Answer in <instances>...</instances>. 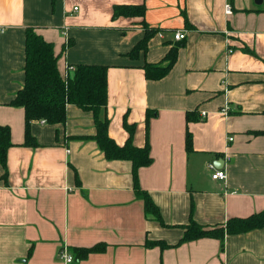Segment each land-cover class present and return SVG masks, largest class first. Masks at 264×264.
<instances>
[{"label":"crops","instance_id":"obj_1","mask_svg":"<svg viewBox=\"0 0 264 264\" xmlns=\"http://www.w3.org/2000/svg\"><path fill=\"white\" fill-rule=\"evenodd\" d=\"M116 5L145 13L114 18ZM146 25L155 33L131 57ZM30 26L53 42L63 77L68 66H109V134L123 145L128 122L137 146L149 142L139 183L166 225L145 213L132 162L107 159L91 137L92 112L69 104L64 124L34 121L38 145H23L25 110L11 102L24 86ZM173 47L169 73L147 79L143 66ZM0 125L13 142L6 178L0 164V264H264V229L227 235L223 248L209 237L147 244L177 243L191 213L217 224L264 209V0H0ZM210 162L227 178L214 180ZM100 243L102 252L76 251Z\"/></svg>","mask_w":264,"mask_h":264},{"label":"trees","instance_id":"obj_2","mask_svg":"<svg viewBox=\"0 0 264 264\" xmlns=\"http://www.w3.org/2000/svg\"><path fill=\"white\" fill-rule=\"evenodd\" d=\"M144 13L143 5H116L113 17L144 16ZM145 28L146 35L129 53L131 57L138 56L141 50H147L148 41L155 30L147 25ZM175 48L173 47L160 63L148 62L143 66L147 79L159 80L169 73L177 58ZM58 59L53 42L46 40L34 27H27L24 86L11 102L25 110V141L23 145L29 147L38 145L31 132V125L34 121H44L54 125L64 124L67 120V105L69 104L92 112L96 133L91 137L97 141L107 159L130 160L132 162L134 190L137 197L144 201L145 213L162 225H166L158 205L139 183V168L147 166L153 161L149 142L144 146H137L134 143L136 127L128 122H125L124 125L129 132V137L123 145L118 144L109 134V119L104 115L108 104L109 66L79 64L72 74L63 77L58 66ZM188 119H191L190 115H188ZM148 120L149 116L147 123ZM12 145L10 127L0 125V164L4 169V178L8 173V151ZM186 148L188 151L193 149V136L190 131L186 136ZM254 229H264V209L245 217H230L226 222L217 224L200 223L191 213L189 222L184 226L183 236L177 243L169 244L164 240H148L147 244L157 245L164 249L209 237L219 239L223 248L227 235L242 234ZM105 249L106 245L100 243L92 247L77 248L76 251L79 257L83 258L90 253L102 252Z\"/></svg>","mask_w":264,"mask_h":264},{"label":"built area","instance_id":"obj_3","mask_svg":"<svg viewBox=\"0 0 264 264\" xmlns=\"http://www.w3.org/2000/svg\"><path fill=\"white\" fill-rule=\"evenodd\" d=\"M78 7H75L74 10L75 11H78ZM226 12L228 14H230L232 12V7L230 4H227L226 5ZM175 39L176 40H182L185 38V33L184 32H181V31H177L174 35ZM76 70V67L75 66H68V71L69 73H73L74 71ZM44 122V121H42ZM230 140H233V137H230L229 138ZM208 167L209 169L212 170V178L214 180H224L227 178V172L222 169V168H217V166L213 163V162H210L208 164ZM60 256L61 258H63L66 262H71L73 261L74 257L73 255H71L70 253L67 252V250H62L60 252Z\"/></svg>","mask_w":264,"mask_h":264},{"label":"water","instance_id":"obj_4","mask_svg":"<svg viewBox=\"0 0 264 264\" xmlns=\"http://www.w3.org/2000/svg\"><path fill=\"white\" fill-rule=\"evenodd\" d=\"M255 2H256L257 4H261V3L263 2V0H255ZM219 165H220V166H223V165H224L223 160H219Z\"/></svg>","mask_w":264,"mask_h":264}]
</instances>
